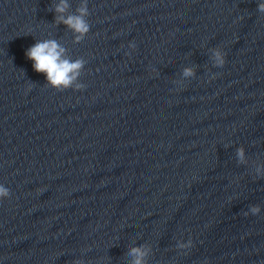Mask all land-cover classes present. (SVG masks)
<instances>
[{
    "label": "clouds",
    "instance_id": "9594fccd",
    "mask_svg": "<svg viewBox=\"0 0 264 264\" xmlns=\"http://www.w3.org/2000/svg\"><path fill=\"white\" fill-rule=\"evenodd\" d=\"M68 7L66 0H60L56 5L55 11L57 13H64ZM258 11L264 13V2L258 4ZM79 15H70L66 19L63 16H59L58 19L68 25L76 33L81 34L77 36V40L81 39L84 34L89 31V24L84 19L88 15V8L83 4L79 9ZM63 49L55 40H46L36 43L29 48L26 52L28 59L33 61V68L38 73H43L46 76L47 81L56 88H67L71 86L73 80L79 74V70L83 66L82 60L71 62L68 59L62 58ZM216 64L219 67H223L225 64V57L217 51L215 53ZM191 69H186L185 76L191 75ZM79 87V86H78ZM238 157L242 160L244 153L243 149L238 150ZM9 189L0 185V196H9ZM250 211L253 215L259 212L258 206H252ZM247 215V213H245ZM180 248L189 249L192 247V240H189L187 244L179 245ZM132 255L136 257L134 264H142V258L146 255V252L140 248H133L131 250ZM75 264H81L80 261H76Z\"/></svg>",
    "mask_w": 264,
    "mask_h": 264
}]
</instances>
